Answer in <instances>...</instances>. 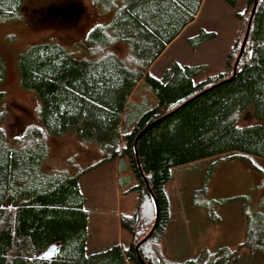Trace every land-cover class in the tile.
<instances>
[{"label": "trees", "instance_id": "obj_1", "mask_svg": "<svg viewBox=\"0 0 264 264\" xmlns=\"http://www.w3.org/2000/svg\"><path fill=\"white\" fill-rule=\"evenodd\" d=\"M24 1L0 0V18H16ZM97 1L118 5L110 23L89 34L93 48L105 51L99 58H77L50 42L30 45L18 56L20 84L39 100V126L24 133L20 147L9 144L0 126V264H234L237 249L201 248L196 257L175 261L159 242L171 221L166 185L173 168L224 154L264 158V0H246V10L236 13L247 28L256 2L235 76L246 28L234 39L224 69L197 81L205 65L173 61L160 77L149 68L194 20L202 0ZM225 2L234 6L237 0ZM214 37L200 28L188 43L196 48ZM117 43L127 46L126 58L107 51ZM143 82L153 90L154 104L133 103ZM245 111L253 123H239ZM70 132L129 168L135 210L120 217L128 245L87 253L88 212L79 175L42 170L48 138ZM156 213L152 234L136 250ZM245 215L241 246L264 260V213Z\"/></svg>", "mask_w": 264, "mask_h": 264}, {"label": "rangeland", "instance_id": "obj_2", "mask_svg": "<svg viewBox=\"0 0 264 264\" xmlns=\"http://www.w3.org/2000/svg\"><path fill=\"white\" fill-rule=\"evenodd\" d=\"M117 8L115 3L105 6L97 0H25L16 18H0V126L9 144L22 146L24 133L39 126L38 97L20 84L19 54L30 45L50 42L77 58L97 59L105 51L93 48L89 34L96 26L110 23ZM245 10L246 0H237L234 6L225 0H202L194 20L151 64L150 74L162 76L173 61L205 65L195 81L222 71L234 39L245 26V20L241 24L236 13ZM247 15L248 11L245 18ZM200 28L214 31L215 37L192 48L188 38ZM107 51L124 58L128 55L127 46L120 43ZM132 101L154 104L155 95L143 82L135 89ZM238 121L243 125L254 122L249 111L239 114ZM47 142L49 155L42 170L79 175L88 212L87 253L113 243L128 245L130 236L121 229L120 217L135 210L136 194L131 190L135 180L129 168L108 160L99 145L85 142L72 132L49 137ZM263 172L264 158L252 155L248 160L224 154L173 168L166 185L171 221L159 242L165 257L181 261L196 257L201 248L213 253L227 247L237 249L239 257L234 264H264L259 252L241 246L245 212L251 216L264 213Z\"/></svg>", "mask_w": 264, "mask_h": 264}, {"label": "water", "instance_id": "obj_3", "mask_svg": "<svg viewBox=\"0 0 264 264\" xmlns=\"http://www.w3.org/2000/svg\"><path fill=\"white\" fill-rule=\"evenodd\" d=\"M255 5H256V2L254 3V5H253V7H252V10H251V13H250V18H249V21H248V24H247V28H246V31H245V34H244V37H243V40H242V43H241V46H240V51H239V55H238V57H237V59H236V61H235V64H234V72H233V74H232V76H231V78H233L234 76H235V69H236V63H237V60H238V58H239V56L241 55V53H242V51H243V49H244V45H245V42H246V39H247V36H248V32H249V28H250V23H251V18H252V15H253V13H254V10H255ZM231 78H229V79H231ZM159 120V119H158ZM158 120H156V121H154V122H152V123H150V124H148L137 136H136V138H135V144H136V142H137V140L152 126V125H154V123H156V122H158ZM157 209V208H156ZM156 221H157V213H156V219H155V223H154V225H153V227L151 228V230L148 232V234L142 239V240H140L137 244H136V246H135V248H136V250L138 249V247L141 245V243H143L151 234H152V232H153V230H154V228H155V226H156ZM44 256V255H43ZM42 257V256H41Z\"/></svg>", "mask_w": 264, "mask_h": 264}, {"label": "crops", "instance_id": "obj_4", "mask_svg": "<svg viewBox=\"0 0 264 264\" xmlns=\"http://www.w3.org/2000/svg\"><path fill=\"white\" fill-rule=\"evenodd\" d=\"M151 67V66H150ZM114 244V243H113Z\"/></svg>", "mask_w": 264, "mask_h": 264}]
</instances>
